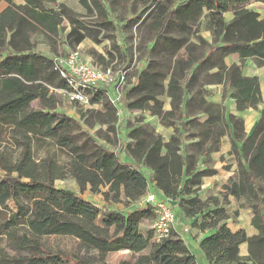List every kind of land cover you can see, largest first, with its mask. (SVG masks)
Returning <instances> with one entry per match:
<instances>
[{"label": "trees", "instance_id": "1", "mask_svg": "<svg viewBox=\"0 0 264 264\" xmlns=\"http://www.w3.org/2000/svg\"><path fill=\"white\" fill-rule=\"evenodd\" d=\"M4 1L9 6L0 13V170L4 173L0 178V264L60 263L64 254H54L39 243L45 236L74 238L78 254L67 255L74 264H105L106 255L118 251L135 256L133 262L119 264H196L195 255L174 230L154 241L151 228H140L144 209L109 210L81 196L88 189L91 194H101L106 202L123 200L130 206L145 197L150 186L162 192L163 199L177 201L178 217L187 218L190 226L201 232H209L199 241L209 264H264V105L257 77L243 76L241 71L247 59L257 67L264 66V18L247 5L249 1L264 4V0H182L173 8L169 5L177 0H135L161 4L164 20L150 25L156 29L150 52L163 56L161 62L151 60L136 75L137 84L126 92V96L130 94L126 108L160 116L161 121L191 116L185 122L195 131L191 135L210 145L206 149L199 142L191 145L199 156L215 151L232 126L231 152L243 162L223 184L222 204L216 198L199 199L202 179L214 175L215 170L208 166L200 169L196 156L183 153L186 146L180 129L166 140L148 124H140L128 132L131 142L124 140L116 153L57 111L51 90L67 88L54 69L60 26L64 21L70 25L69 45L85 37L96 40V36L86 22L57 0H23L19 5ZM80 2L96 18L94 25L112 29L102 0ZM202 13L204 30L210 32L215 45L196 59L197 44L191 40L204 41L198 30ZM228 14L232 18L226 21ZM38 35L50 55L35 51L33 39ZM113 50L120 58L119 47L113 45ZM107 53L110 60L105 65L115 58ZM229 54L236 55L240 65L226 67L222 58ZM94 57L104 61L99 55ZM203 66L217 67L215 73L203 75L204 82L222 84L224 97L232 99L237 110L262 105L248 135L243 134L238 118L228 115L225 119L222 103L205 99L208 92L201 84L194 89L198 69ZM163 93L170 99L169 110H163ZM90 100L100 107L96 114L107 125L112 138L105 140L112 144L120 136L115 126L117 108L102 90L94 91ZM34 101L38 108L31 106ZM92 113L87 110L82 117ZM201 114L207 116L203 122L197 120ZM124 150L133 162L120 158ZM66 178L80 193L55 186ZM230 196L239 208L250 209L257 235L247 236L242 229L232 232L227 227L231 216L225 206ZM99 216L107 219L105 225L96 222ZM242 244L247 247L244 257L239 255ZM80 253L87 255L88 263Z\"/></svg>", "mask_w": 264, "mask_h": 264}, {"label": "rangeland", "instance_id": "2", "mask_svg": "<svg viewBox=\"0 0 264 264\" xmlns=\"http://www.w3.org/2000/svg\"><path fill=\"white\" fill-rule=\"evenodd\" d=\"M4 0H0L3 2ZM105 4L108 12H109V20L112 22V29L109 30L106 27L96 26L94 25V21L96 20L95 17L89 15L87 9L82 5L80 0H58V3L64 4L68 7L72 12H74L77 17L86 22L89 26V30L96 36V40H93L89 37H85L80 43L69 45L68 34L71 31L70 25L68 22L64 21L59 29V43L57 46V51L53 57H61L66 54L68 49H77L80 53L89 61L94 63L95 66L101 69L111 68L114 71L123 70L125 68H131L132 75H138L145 67L147 60L149 62L156 61L161 62V57L163 56L162 53H158L156 55L151 54L150 49L153 47L152 44L155 42V28H152L150 25L155 22H162L164 20V15H161L160 8L161 4H154V2H150L147 4H142L140 2H134L132 0H128L127 2L119 1V0H102ZM182 0H177L172 2L169 5V8H173ZM248 7L251 9H255L261 15H264V5L262 3H256L254 1L248 2ZM204 12V11H203ZM205 12L207 10L205 9ZM200 18V24L198 26L199 34L204 37L206 40L210 37V32L205 31V21L203 19V15ZM95 16V15H94ZM227 16V15H226ZM85 34L84 31H82ZM173 36H177L176 33H172ZM113 36V38H110ZM202 38V40H204ZM211 40V39H210ZM209 42V40H207ZM212 41V40H211ZM35 51L44 53V51H49L48 46L44 43L43 38L41 35L36 36L33 39ZM152 43V44H151ZM200 43V44H199ZM199 45H196V49L193 52L194 58L204 57L205 53L207 52L208 46L203 42H198ZM113 45L119 47V51L121 53L120 58H118L117 52L113 50ZM155 45V44H154ZM70 46V48L68 47ZM123 48L125 50H123ZM107 52H111L114 54L115 58L113 61H110L108 65H105V62H108L109 56ZM126 52V55H123ZM46 54V53H45ZM49 54V52H48ZM50 55V54H49ZM94 55L101 56L104 61L99 62L95 59ZM108 57V58H107ZM246 70L254 69V63H245ZM261 73V77L264 78V69L259 71ZM264 81V79H263ZM166 87V86H165ZM123 112L120 116L116 114V123L115 126L118 129L120 136L118 135V139L114 140L112 144H107L105 137L112 138L110 132L108 131L107 125L103 124L99 121V116L96 114L100 107L96 106L91 109L85 108L78 104L69 103L61 94L51 90L53 94L56 95L57 104L56 110L59 112H63L68 117L72 118L76 122H78L81 126V130L87 132L88 134L94 136L96 140L100 144H104L107 146L111 151L119 153L122 149V146L125 144L124 138H126L127 142H131L130 138L128 137V132L132 127L138 126L140 124H148L151 128L155 130L156 133L162 134L163 136H167L169 133L178 134V130L180 129L183 133V143L185 144L186 148L183 149V153L185 155H194L196 156L197 160H200L199 155L195 153L193 150L194 148L191 147L199 140H196L191 133L193 128L191 125H187L185 122L191 120V117L188 115H182L181 117L170 118L164 121H161L160 116H151L148 112L139 113V112H132L126 108L127 102L130 100V94L126 96V92L130 90L127 85L123 86ZM217 89H215L216 91ZM220 92V89H219ZM161 100L164 102L163 110L170 109V99L167 97L166 93L160 97ZM31 106L33 108H38L39 104L34 101L32 102ZM259 105L258 108H260ZM87 110H92V114H88L84 118L82 114H84ZM171 123L170 126L166 124ZM204 144V143H203ZM208 145V144H207ZM202 148V146H201ZM207 148V147H204ZM202 148V149H204ZM61 158H64V155L60 154ZM123 156V157H122ZM120 158H124L126 162H133L131 158H129L128 153L124 150ZM201 169L202 167L199 166ZM148 172V171H147ZM4 173L0 170V178ZM55 186L63 187L70 190H73L77 193L79 189L77 185L70 179L66 178L65 180H58L55 182ZM151 188V187H150ZM104 190V189H103ZM150 190V189H149ZM152 190V189H151ZM203 190V189H202ZM150 192V191H149ZM153 194V193H149ZM155 195V194H154ZM203 196H206L204 201L212 200V195L209 196V193L202 192ZM81 196L84 199H87L94 203L98 207H102L109 210H120L123 212H127L132 208L134 210L144 209L145 213L140 224V228L142 230L150 229L155 220V214L152 212L151 209L146 207H135V206H128L123 200L120 202H106L101 194H91L88 189H86ZM158 198V197H157ZM162 199V198H158ZM220 204H222V197L220 199L216 198ZM174 204V208L178 207L177 201ZM172 207V210L176 214V209ZM176 223H179L177 220L176 215ZM99 225H105L107 219L104 216H99L97 221ZM181 225L178 226L180 228ZM183 230V229H182ZM183 234L185 233L182 231ZM39 243L43 245L44 248L49 250L54 254H64L62 257V261L58 264H74L72 260L67 259V255H74L78 254V243L74 238L68 236H45L39 239ZM2 243H0V246ZM79 257L89 262L87 255H83L80 253ZM135 256L130 254L128 251H118V252H111L106 255L105 264H119L121 261H128L133 262ZM88 264H97V263H88Z\"/></svg>", "mask_w": 264, "mask_h": 264}, {"label": "crops", "instance_id": "3", "mask_svg": "<svg viewBox=\"0 0 264 264\" xmlns=\"http://www.w3.org/2000/svg\"><path fill=\"white\" fill-rule=\"evenodd\" d=\"M132 1L135 2V0H132ZM11 2H13L17 5L23 4V0H11ZM57 3H58V0H57ZM262 5H264V4H262ZM8 6H9V4L6 1L0 2V13L5 8H7ZM252 10H254L256 13H258L261 18H264V15H261L255 9H252ZM231 18H232V15L228 14L226 16V21L230 20ZM201 36H202V34H201ZM209 37L210 38L207 39V40H209V42L204 37H202V38H204V41L208 46L207 51L215 45L213 43V41H211L212 40L211 34ZM191 42L199 45L197 42H195L194 39L191 40ZM123 50H125V49L123 48ZM48 52L49 51H47V52L44 51V53H42V54L49 55L50 52H49V54H48ZM206 53H205V55H206ZM216 53L217 52H214L210 57L215 56ZM125 55H126V53H125ZM222 62L226 67H230L232 64L240 65L239 58L234 54L226 55L225 57L222 58ZM247 62L253 64V62L251 60L247 59L244 62L243 66L241 67L242 75L246 76V77H257L259 87H260V91H261L262 102L264 105V81H263L264 78L261 77V73L259 74V71L261 69H264V66L263 67H257L254 64V66H255L254 69H248L247 68V70H246V68H245L246 64L245 63H247ZM148 63H149V60H147V63H146L143 70H145ZM216 71H217V67H215V66H213L211 68L207 67V66L200 67L198 69L199 74H198V77L196 78V82L193 84L194 89H196L201 84L203 90L208 92L207 96H205V99L208 101H212L213 103H216V104L222 103L224 105V108H225V111H224L225 119H227L228 115H233L236 118H238L242 124L243 134L246 136L251 132L254 125L256 124L258 117H259V110L262 107V105L258 109L248 108V109H245L242 111L237 110L236 109V103L232 99L228 98L227 96L224 97V90H223L222 84H207L204 82L203 75L205 73L210 75V74L215 73ZM215 89H217V90L215 91ZM219 89H220V92H219ZM206 117H207L206 115L201 114V115L197 116V120L199 122H203L206 120ZM232 130H233L232 126H230L229 129H227L226 134L220 139L219 146L215 151H212L208 155H205V156H199L200 157V160L198 163L199 166H201L202 168L204 166H208V167L215 170L214 175L207 176V177H204L202 179V183H201L199 190H198V193H197L199 199H201L202 201H204L206 199V196H203L202 192L209 193V196L212 195L213 197L220 199L223 184L226 183L228 181V179L231 178L237 172L238 165L243 162V160H240V158L238 157L237 154L231 152L232 146H233V142L231 140ZM170 135H171V133H169L167 136L162 135V137L167 140ZM195 138H196V140H199V137L196 136ZM199 143L201 144L202 148H204V147L208 148L210 146L209 141H206L203 144V142H201V140H200ZM236 146L240 147V141L236 140ZM204 149H206V148H204ZM147 173H148V175L151 176L150 171H148ZM150 187H149L150 190H148L147 194L153 193V194H155L156 197L163 198L162 192L155 190L153 188V186H150ZM170 201H171V206L174 208V204L176 202L172 201V200H170ZM174 209H176V212H178V207H175ZM225 211L227 214H229L231 216V218H229L226 223H227V227L232 232H236V231L242 229L245 231L247 236L257 235V233H258L257 230L255 228H253L251 225L252 215H251L250 209L239 208L238 202H236L234 200V198L230 196V197H228V204L225 206ZM235 212H237V213L235 214ZM177 220L179 221V223H175L172 226V230H174L186 242L189 250L195 255L196 264H209L204 253L199 249L200 239L207 236L209 234V232L208 231L201 232L197 228L191 227L189 220L187 218L178 217ZM179 225H181L180 228H178ZM182 231H184L185 233L183 234ZM239 255L241 257L247 256V247L245 244L240 245Z\"/></svg>", "mask_w": 264, "mask_h": 264}, {"label": "built area", "instance_id": "4", "mask_svg": "<svg viewBox=\"0 0 264 264\" xmlns=\"http://www.w3.org/2000/svg\"><path fill=\"white\" fill-rule=\"evenodd\" d=\"M54 62V69L65 80L67 88L53 90L61 94L69 103L88 109L98 106L92 104L90 98L94 91L102 90L109 103L117 108L116 114L120 116L123 112V86L131 87L137 84L136 75H132L131 68L117 71L111 68H98L77 49H68L64 56L55 57ZM128 77H130L129 80H127ZM133 206H148L154 212L156 218L151 227L154 241L168 236L176 223V214L172 210L169 199H158L154 194H147Z\"/></svg>", "mask_w": 264, "mask_h": 264}]
</instances>
